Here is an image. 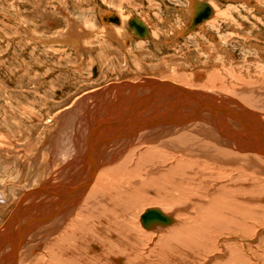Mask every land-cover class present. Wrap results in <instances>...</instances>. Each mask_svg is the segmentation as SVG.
<instances>
[{"label": "rangeland", "instance_id": "obj_1", "mask_svg": "<svg viewBox=\"0 0 264 264\" xmlns=\"http://www.w3.org/2000/svg\"><path fill=\"white\" fill-rule=\"evenodd\" d=\"M192 1L0 0V233L6 228L25 192L38 188L50 176L47 174L49 156L44 144L50 138V130L56 118L92 92L96 93L109 86H122L124 83L136 84L144 79L166 80L232 97L247 105L249 103L251 106L248 105V109L259 108L264 112V0H200L214 2L219 14L202 23L196 31L184 35L188 29ZM104 12L114 14L115 20L109 19L108 24H105ZM132 16H138L149 24L151 37L138 38L134 35L133 29L129 27ZM69 18L80 27L78 32L84 34L81 39L83 48L78 50L61 40H54L61 37V33L67 32L70 27ZM108 26L115 32L120 29L123 32L121 39L127 44L116 41L115 35L110 36L103 29ZM255 64L263 72L248 68ZM248 69L249 74L255 78L248 76ZM251 87L258 91L259 97L252 96ZM105 103L102 102L101 106ZM189 131L187 133L191 136L186 134L185 139H188L181 143H190L191 139V143L200 141L199 146L207 151V143L212 142L208 134ZM168 138H171L169 140L172 143L180 141L178 136ZM133 143L143 141L136 140ZM39 155L42 160L36 159ZM217 160L209 159L208 162H218L220 167L227 166L223 158ZM219 166L210 170L219 173L222 170ZM105 167H100L99 171L102 172L101 168L104 171ZM217 178L210 182L213 187H218L212 190L208 189L211 185L197 181L199 184L202 182L200 189L205 190V195L197 191L183 197L175 195L166 199V195L165 200L163 198L165 202L160 204L150 202L148 196L157 197L154 193L141 192L138 198L142 203L138 199L137 203H129L128 198L118 202L123 203V213L128 214L129 220L133 219L134 214L137 220L129 236L122 234L119 240L126 251L123 254L113 253L111 257H123L125 264L128 263L129 254L134 260L131 264H264V192H255L258 195L253 193L256 201L252 202L257 210L253 211L252 219L244 225L236 228L227 226L218 231L200 227L197 230L200 233L196 232L199 234L193 231L189 234L188 231L179 237L170 235L164 239L168 229L179 226L181 220L194 215V208L172 205L169 204L170 200L185 199L182 201L185 203L191 196L209 199L211 194L219 191L220 186L223 188L224 184L229 183V174H221ZM249 180L252 185L254 179ZM261 180L264 181L263 178ZM115 198L111 199L115 201ZM259 198L263 201H257ZM94 205L91 208L94 214L90 211L92 216L89 227L95 226L98 222L96 220L109 216L115 210L112 204L108 205L105 197ZM102 206L107 207V210ZM260 206L263 207L258 208ZM153 207L173 214L175 223L167 230L151 231L144 228L140 216L147 208ZM199 207L201 209L202 205L199 204ZM20 218L24 219V216ZM54 224L56 226L57 223ZM39 226L26 233L29 239L21 247L16 264L21 260L23 263L20 264H64L65 253L59 250L60 235L67 236L62 240L63 244L70 241L69 232L63 233L69 224L62 229L57 225L51 235H48L50 228L46 223ZM123 228L126 229L125 226ZM119 237L117 235L111 239ZM96 243L101 246L99 242ZM3 245L0 260L5 254L11 257L9 243L6 241Z\"/></svg>", "mask_w": 264, "mask_h": 264}, {"label": "bare ground", "instance_id": "obj_2", "mask_svg": "<svg viewBox=\"0 0 264 264\" xmlns=\"http://www.w3.org/2000/svg\"><path fill=\"white\" fill-rule=\"evenodd\" d=\"M202 2L194 0L190 3L191 15L184 35L193 30L196 31L205 22L197 24L195 28L191 26L194 13L198 11ZM209 4L213 13L206 21L214 19L213 17L219 14L214 2ZM69 19L70 27L67 32L61 33V37L54 40H61L78 50L80 47L83 48L81 39L84 34L78 32L80 27L71 18ZM103 19L104 23L108 24L109 19L115 20V15L104 12ZM140 19L147 25L149 35L139 37L133 29L134 35L138 38L151 37L149 24ZM103 29L110 36L115 35L116 41L127 44L121 39L123 32L120 29L116 32L111 26ZM252 66L248 68L255 72L257 70L258 73L263 72L261 67L256 65L252 69ZM250 70L247 72L249 77L253 76L249 74ZM252 92V96L259 97L258 91L253 89ZM102 102L106 103L101 106ZM248 105L222 94L198 90L171 81L150 79H144L136 84L124 83L122 86H109L82 97L56 118L50 130V138L44 144L45 152L49 156L47 174L50 176H47L49 178H45L46 180L38 188L25 190L26 194L20 200L18 208L12 213L6 228L0 233V251L4 249L3 244L7 241L11 257L14 256L9 258V254H5L7 257L5 258V255H2L0 264H16L17 256H20L22 251L21 247L27 244L26 241L28 242L29 239L26 233L43 223L50 228L48 235H51L52 229L58 226L62 229L69 224L63 233L69 232L70 241L63 244L62 240L67 236L60 235L62 237L59 250L62 249L65 253L64 264H113L115 262L125 264L123 257H111V255L123 254L126 251L122 243L119 244V240L122 234L129 236L131 227L135 225L137 219L134 214V220H129L128 214L123 213V203L118 202L128 198L129 203L132 201L137 203V199L140 201L138 196L145 194L144 192L157 195V197L148 196V198L150 202L160 204L165 202L166 195V199L175 195L183 197L186 194H194L196 191L201 193L200 195H205V190L200 189L202 182L199 184L197 181L201 180L205 185H211L212 181L218 179L217 177L220 178L221 174H229V183L224 184L223 188L220 186L219 191L211 194L209 199L203 200V197L192 198L191 196L185 203L182 202L185 200L182 197V201L170 200L169 204L180 205L185 209L194 208V215L188 216L186 220L180 219L179 226L167 230L175 223V218L173 214H167L161 210L166 216H171L173 221L166 224L158 221L146 227L141 221V216L148 208L141 214L140 222L144 228L151 231L165 228L164 230L167 231L164 233L166 235L164 239L170 235L181 236V233L188 231L189 234L191 231L196 233L199 232L197 230L200 227L218 231L246 224L252 219L253 211L256 209L252 202L256 201L253 193L264 192V181L261 180L264 179V112L259 108L248 109ZM188 130L208 134L210 141L215 143H207L206 148L209 147L207 151L199 146L200 141L191 143V139L190 143H181L182 140L188 139H185L186 134L188 137L191 136L187 133ZM177 133L180 134L177 135ZM172 136H178L180 141L172 143L171 138H168ZM136 140H141L143 143H133ZM195 141L197 142L196 138ZM40 156L36 159L42 160ZM121 157L122 159L119 160ZM217 157H222L227 166L220 167L218 162L217 164L208 162L209 159L210 161L222 159ZM105 165L104 171L101 168L102 172H100V167ZM218 166L222 169L221 172L210 170ZM251 167L252 170H250ZM98 172L100 174L97 178ZM215 176H217L216 179H214ZM251 178L254 179L252 185L249 180ZM209 188L212 190L218 187L211 185ZM221 189L223 190L220 191ZM208 191L210 193V190ZM104 197L108 200V205L114 206V213H109L110 215L105 217L99 216L95 226L89 227L93 210L91 208L94 204L100 203ZM111 198H115V201ZM139 201L138 203H142V200ZM179 201L184 204L181 205ZM257 201L261 202L263 199L259 198ZM199 204L202 205L201 209ZM102 208L107 210L105 206ZM26 212L28 218L25 217ZM23 216L24 219H21L20 217ZM54 222L57 223L56 226ZM124 226L126 229L123 228ZM117 235L120 237L111 239ZM201 235L198 236L201 238ZM193 236L195 237L194 234ZM96 242H99L102 247ZM181 242H183L182 239ZM127 260V264L134 261L130 254ZM20 262L22 260L19 264Z\"/></svg>", "mask_w": 264, "mask_h": 264}, {"label": "water", "instance_id": "obj_3", "mask_svg": "<svg viewBox=\"0 0 264 264\" xmlns=\"http://www.w3.org/2000/svg\"><path fill=\"white\" fill-rule=\"evenodd\" d=\"M213 13L212 7L208 1L202 2L198 11L194 13L193 20H192V28H195L197 24L206 21L211 14ZM129 27L134 29L135 33L139 37H144L149 35V30L147 25L138 17L134 16L129 21ZM188 32V31H187ZM94 73H97L96 67L94 68ZM141 221L144 223L146 227L148 225H152L155 222L161 221L162 223H170L173 221V218L170 216H166L160 209L157 208H148L145 213L141 216ZM149 222V223H148Z\"/></svg>", "mask_w": 264, "mask_h": 264}]
</instances>
